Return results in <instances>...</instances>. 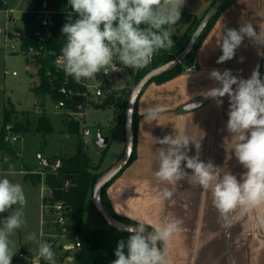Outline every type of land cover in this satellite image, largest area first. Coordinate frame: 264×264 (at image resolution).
<instances>
[{
	"label": "clouds",
	"instance_id": "9594fccd",
	"mask_svg": "<svg viewBox=\"0 0 264 264\" xmlns=\"http://www.w3.org/2000/svg\"><path fill=\"white\" fill-rule=\"evenodd\" d=\"M69 3L78 18L72 19L69 13L68 22L61 29L66 42L55 66L79 83L82 79H95L100 73L108 76L118 71L114 60L125 67L141 69L161 49H170L174 41L166 26L176 25L181 19L185 0H69ZM245 38L258 49H264V30L257 33L251 22L241 23L238 29L224 32L218 43L222 55L216 63L232 60ZM243 60L241 57L239 62ZM209 78L219 86L209 89L206 98L214 99L218 107L223 104V97L229 98L226 128L236 140L235 157L246 171L239 179L230 172L221 173L211 160L207 163L200 160V143L187 135H165L154 140L166 146L157 149L159 168L155 175L167 184L176 185L190 179L210 190L222 227L227 230L249 210L264 208V79L259 65L247 79L233 75L230 69L223 72L213 69ZM120 88L123 84L116 90ZM164 110L162 105H156L143 108L140 115L151 123L157 121ZM190 142L195 143V156L188 154ZM185 168L191 170V175ZM160 195L171 199L173 191L165 187ZM26 203L22 185L0 178V213H9L0 227V264H11L16 253L12 250L10 236L25 223ZM15 205L19 207L13 209ZM238 210L239 215H235ZM151 227L153 230L147 235L143 223L130 228L127 240L118 242L112 264H172L167 247L181 231L179 222ZM28 239L35 240L36 235ZM38 255L55 264L51 244L40 243Z\"/></svg>",
	"mask_w": 264,
	"mask_h": 264
},
{
	"label": "crops",
	"instance_id": "0c3cea01",
	"mask_svg": "<svg viewBox=\"0 0 264 264\" xmlns=\"http://www.w3.org/2000/svg\"><path fill=\"white\" fill-rule=\"evenodd\" d=\"M214 1L185 0L181 18L187 23L186 28L192 18H201ZM247 22L254 25L257 33L264 30V0H235L226 6L196 50L195 72H184L160 84L150 83L143 90L135 106V159L105 191L113 211L137 224L151 227L179 222L181 231L167 247L172 264H264V218L258 215L262 208L249 210L226 230L210 190L190 179L167 184L155 175L159 168L157 149L166 146L154 140L165 135H187L200 143V160H211L221 173L230 172L239 179L246 171L235 157L236 140L226 128L229 98L223 97V104L218 107L214 99L206 98V92L219 86L209 78L213 69H230L233 75L244 79L250 77L257 65L260 71L262 49L247 38L232 60L216 63L222 55L218 43L224 32ZM179 35L174 36V42ZM241 57L243 62H239ZM156 105L165 110L157 121L146 122L140 111ZM189 149L190 156L197 154L195 143L190 142ZM185 170L191 175V170ZM165 187L173 191L171 199L161 197ZM235 215H239V210Z\"/></svg>",
	"mask_w": 264,
	"mask_h": 264
},
{
	"label": "trees",
	"instance_id": "16d2710c",
	"mask_svg": "<svg viewBox=\"0 0 264 264\" xmlns=\"http://www.w3.org/2000/svg\"><path fill=\"white\" fill-rule=\"evenodd\" d=\"M67 1L68 0H35L33 8L21 14L19 19L20 29L17 30L16 38L18 40L19 52L31 57L32 62L38 67L37 76L39 78V84L34 88L35 94L48 96L54 104L58 101H64L65 107L62 109V111H64L62 114L64 116L67 131L79 136V121L69 118L66 113L78 112V106L83 104V100L81 102H76L74 101V97L66 99L60 93V89L64 87L76 97L79 96L78 94L82 93V88L76 83L73 77L67 76L61 69L55 66V60L61 54V48L66 42V37L62 35L61 29L64 24L68 22L67 17L69 13L67 12L72 14V19L78 18V15L73 12L71 5L67 6ZM234 1L235 0H229L219 10L217 15L208 23L194 47L183 61L178 63L171 71L152 79L150 83L160 84L184 73L185 69L194 63L196 50L218 15L226 6ZM1 5L2 3L0 1V7ZM45 9L61 12L60 15L57 14L53 17L54 25L50 28H45L40 24V12ZM201 18H192L183 35L174 42L173 46L170 49H161L145 67L133 69L125 67L116 60V64L121 68L119 73H110L108 76H104L102 73L98 74V79L101 81L103 88V96L97 99L100 102L97 109L113 107L114 110L118 111L119 118L124 121L126 102L132 87L152 68L160 67L175 59L186 46ZM166 27L168 28V26ZM49 53L52 54L49 55ZM260 74L261 78L264 79V49H262L261 55ZM121 84H123V88L117 91L116 89L119 88ZM11 114V109H5L3 124L0 128V154H14L10 144L4 141L6 126H11L14 133L28 129V126L13 122ZM36 129L44 135L52 132L50 122L45 115L38 118ZM117 129L118 128L115 127L111 130V134L108 137L109 143L115 136ZM133 131L134 147L127 166L135 159V110L133 114ZM108 145L103 149L104 153ZM44 168L48 172L45 174L43 185L51 192L50 196H46L42 199L43 205L49 207L46 208L45 211L50 214L53 213L52 206L62 202L65 209L64 215L67 220V226L68 228L69 226L71 227L72 233L77 237L79 243V248L72 252L71 250H65L63 248L64 246L60 245L59 249L63 252V255L68 256L70 253L73 264H112V261L116 259L114 253L118 242L120 240L126 241L131 234L119 232L111 227L105 229H89L85 227L83 221L85 203L87 198L89 196L91 197L93 185L101 173H93V166L91 165L87 153L83 151L82 142L80 140L78 141L76 153L69 158L60 160L58 167H55L54 163H50L49 166H44ZM123 170L109 184L102 188L101 200L105 209L116 220L128 225H137L136 222L117 215L111 208L106 197L105 191L107 187L119 177ZM31 178L40 179V176L32 175ZM146 229L150 232L153 230L148 226H146ZM57 231L61 234L62 229L60 230L57 228ZM43 264H48V262H44Z\"/></svg>",
	"mask_w": 264,
	"mask_h": 264
},
{
	"label": "rangeland",
	"instance_id": "374dc122",
	"mask_svg": "<svg viewBox=\"0 0 264 264\" xmlns=\"http://www.w3.org/2000/svg\"><path fill=\"white\" fill-rule=\"evenodd\" d=\"M0 1L2 3L0 7V128L5 109H11L13 122L28 126V129L14 133L17 141L10 143L14 154H0V178H8L11 182L22 185L27 201L23 208L25 223L10 236L13 242L12 250L16 252L11 264H27L18 258L19 253L35 257L42 242L52 245L55 262L64 261L71 255L69 253L68 256H64L59 246L72 244L73 233L70 226L67 233H58L54 225L55 215L49 212L45 214L46 209L41 208L43 182L48 172L41 164V159L55 163L69 158L76 153L80 140L83 151L87 153L93 166V173L100 174L115 164L123 154L124 121L119 118L118 111L113 107L97 109L100 102L88 98L84 99L78 114L66 113L69 118L75 117L80 123L79 136L69 133L62 114L64 111L55 107L48 96L35 94L34 88L39 84L38 67L32 62L31 57L20 53L16 45L20 16L33 8L35 0ZM9 9L14 10L12 16L14 21L10 22L6 13ZM186 24L181 18L175 27L168 26L172 40L179 33L183 35ZM176 30L179 33H176ZM42 115L46 116L52 128V132L46 135L36 129L38 118ZM115 127L118 128L116 134L104 153L103 149L96 145V133L100 131L102 136L109 137ZM84 129L88 130L89 136L82 135ZM32 175H39L40 179L31 178ZM17 207L19 205L13 206V209ZM259 210L261 211L258 215L264 218V208ZM8 215V212L0 213L1 227ZM83 221L85 227L89 229L108 227L96 211L90 196L85 203ZM41 228L44 236H40ZM32 234L36 235L35 240L28 239Z\"/></svg>",
	"mask_w": 264,
	"mask_h": 264
},
{
	"label": "water",
	"instance_id": "95a60500",
	"mask_svg": "<svg viewBox=\"0 0 264 264\" xmlns=\"http://www.w3.org/2000/svg\"><path fill=\"white\" fill-rule=\"evenodd\" d=\"M229 0H215L214 3L209 7L205 14L200 19L193 33L191 34L186 46L182 51L176 56L175 59L163 64L160 67L152 68L148 73H146L142 78H140L137 83L132 87L130 94L128 96L125 108L124 117V151L121 157L117 160L115 164L109 167L107 170L102 172L96 179L92 188V202L93 205L102 219L107 223L108 227L114 228L122 233H130L128 230L136 225L124 224L116 220L112 215L108 213L105 209L103 202L101 200V190L104 186L109 184L128 164L134 147V131H133V114L135 106L139 96L141 95L143 89L150 83V81L158 76H161L173 68L176 67L178 63L183 61L186 56L190 53L198 38L202 32L207 27L208 23L217 15L219 10L228 2ZM76 102L81 101V97L75 98ZM109 143V138L102 136L101 132L96 133V145L100 149H104ZM41 164L44 166H49L50 162L45 159H41ZM55 167L59 166V160L54 163ZM67 227L64 226L62 231L65 232ZM150 233L147 229L145 230V235ZM131 234V233H130ZM72 246L69 245L67 249H71Z\"/></svg>",
	"mask_w": 264,
	"mask_h": 264
},
{
	"label": "built area",
	"instance_id": "2783aa9c",
	"mask_svg": "<svg viewBox=\"0 0 264 264\" xmlns=\"http://www.w3.org/2000/svg\"><path fill=\"white\" fill-rule=\"evenodd\" d=\"M69 5H70V3H69V0H68L67 1V6H69ZM6 13L8 14V22L14 21V19L12 17L13 14H14V10L13 9L6 10ZM67 13H70V12H67ZM40 14H41L40 24L43 27H45V28H50V27H52L54 25L53 17L55 15H57V14L60 15L61 12L45 9V10L41 11ZM16 41H17L16 45L18 47L17 38H16ZM8 48H10V47H8ZM13 49H14V47H12V50ZM114 64H115L116 68L118 69V71L112 72V73L117 74V73L120 72L121 68L116 64V60H114ZM185 72L188 73V74H193L195 72V65L192 64L191 66L186 68ZM12 75L14 76L15 73L13 72ZM77 84L80 85L81 88H82V93L78 94L79 96H76V97H81V101L82 100L84 101V99H88V98L97 100V99H99L100 97L103 96V88H102V85H101V81L98 79V74H97L95 79H82ZM60 93L66 99H68L70 97H74V101H75L76 97L73 96V94L70 91H67L64 87H62L60 89ZM55 107H58L59 109L62 110L63 107H65L64 101H58L55 104ZM78 107L80 109L81 105L78 106ZM70 114L73 115V114H78V113L77 112L76 113L73 112V113H70ZM74 119H76V118L74 117ZM5 131H6V134H5V137H4V141L5 142L10 144L11 142H16L17 141V137L14 134V132L12 131L11 126H6ZM82 135L83 136H89L88 130L84 129L82 131ZM50 195H51V192L43 185L41 199H43L46 196H50ZM43 208L46 209V208H49V207L42 204V209ZM52 211H53V214L55 215V220H54L55 227L59 228L61 230L64 226H66L67 230L65 232L62 231L61 234L67 233L69 228L67 226V220H66V217L64 215L65 209H64L63 203L59 202V203L55 204L54 206H52ZM40 236H44V232H43L42 228L40 229ZM73 240H74L73 243L69 244V245L72 246V248L69 249L71 251L79 248V243L77 241V237L74 236V235H73ZM69 245H66V246L64 245L63 248L65 250H68L67 247ZM18 258L23 260V261H25L27 264H43L44 262H48V261L44 260L42 257H40L39 255H37L35 257H32V256H29V255H25L23 253H19ZM48 264H50V262H48ZM55 264H73V260H72L71 256L70 257L68 256L64 261H57V262H55Z\"/></svg>",
	"mask_w": 264,
	"mask_h": 264
}]
</instances>
